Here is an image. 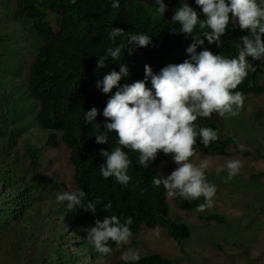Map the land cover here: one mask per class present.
Returning a JSON list of instances; mask_svg holds the SVG:
<instances>
[{
  "label": "trees",
  "instance_id": "obj_1",
  "mask_svg": "<svg viewBox=\"0 0 264 264\" xmlns=\"http://www.w3.org/2000/svg\"><path fill=\"white\" fill-rule=\"evenodd\" d=\"M183 2L184 0H164L167 10L160 17L154 0H120L119 8H112L111 0H76L75 4L70 0H14L12 16L25 20L35 36L34 53L27 62H23L27 65L24 87L27 95L37 103L34 119L38 127L46 132L45 145L57 147L63 144L67 150L68 161L72 167L71 189L67 191L82 189L87 193L89 201L97 197L102 200L94 214L82 209L67 212L65 205L58 202L51 205V209L68 220V225L64 224L67 226L64 227L66 230L59 234L60 241L56 240V249L49 254L48 259L43 258L38 263L36 258L30 264H77L74 257H65L63 242L68 244L69 239L89 255L96 256L85 238L86 229L94 224L95 219L102 220L107 215H117L122 219L131 216L133 235L141 230L160 228L179 244L190 235L187 224L170 217L167 193L163 186L155 188L152 185V178L158 175L159 164L166 163L169 173L176 167L171 154L165 155L161 152L148 168H143L135 164L138 153L130 151L133 167L129 169L132 176L129 185L125 187L112 177L104 179L100 174V165L105 159L100 155V150H111L118 146L115 133L110 134L108 144H98L93 135L95 128L83 120L84 112L95 106L98 109L96 123L101 124L103 130L105 118L102 111L116 89L105 94L96 87V81L111 70L118 71L120 63L126 64L130 70L129 77L122 78L121 83L130 84L144 78L145 64L151 66L153 72H159L168 64L181 63L188 58L185 49L192 43V38L170 31L173 23L171 18ZM185 2L196 8L203 19V14L194 0ZM51 17L54 19L51 20ZM111 27L122 28L128 33L146 32L151 35L153 43L145 47H135L131 54L125 48L119 62L109 59L104 67L97 69V58L111 46L108 40ZM175 27L178 29L179 25L176 24ZM246 34L238 25L230 24L221 38L222 47L217 48L215 43L208 44L205 40V44L198 46L197 51L208 48L213 53L232 58L241 50L240 37ZM0 40H5V36L0 34ZM117 42H120V38ZM252 63L255 71H250L237 89L244 96L264 91V82H260V76L264 74V63ZM146 86L150 87V82ZM20 101V97L15 98L11 102L12 108ZM13 109L11 117L16 116V109ZM196 123L198 127L217 130L219 135V139L208 147H204L198 140L195 146L197 153L211 156H229L232 153L261 156L258 150L239 151L237 137L222 131L223 119L218 114L214 113L211 118H199ZM230 147L235 150L230 151ZM2 148L6 149V145L3 144ZM42 155L43 151L39 146L26 144L22 165L16 167L9 163L3 164L0 159V232L8 231L7 235L0 234V248L15 254L16 260L17 254L25 251L21 243L30 229L26 222L32 221L31 213L35 211L36 201H40L47 192L55 194L56 182L44 171ZM260 176H264V173L253 174L251 178ZM107 201L112 203L109 213L103 210ZM174 202L180 209L193 210L204 200L201 197L196 201H185L175 197ZM42 210L43 208H38V211ZM198 217L219 224H225L229 219L218 213H204ZM32 231L44 242L43 228ZM64 234L66 236L62 242L61 236ZM8 236L15 237L17 245L11 246ZM47 239L56 243L52 235ZM116 245L111 243L113 249ZM234 245L237 243L234 242ZM173 261L174 258L166 254L147 252L141 255L138 264H172ZM116 264L125 262L119 258Z\"/></svg>",
  "mask_w": 264,
  "mask_h": 264
},
{
  "label": "clouds",
  "instance_id": "obj_2",
  "mask_svg": "<svg viewBox=\"0 0 264 264\" xmlns=\"http://www.w3.org/2000/svg\"><path fill=\"white\" fill-rule=\"evenodd\" d=\"M70 2L75 4L76 0ZM154 2L158 16L163 17L167 5L164 0ZM194 2L203 19L197 9L184 0L175 10L170 25L172 33L192 38V43L185 49L188 58L181 63L168 64L159 72H153L152 67L145 64L144 78L130 84L121 83L122 78L129 77L130 70L126 64L120 63L118 71L111 70L96 81V87L105 94L116 89L102 111L105 118L103 130L101 124L96 123L98 109L95 106L84 112L83 120L95 128L93 135L98 144H108L110 134L115 133L118 146L111 150H100V155L105 159L100 165V174L104 179L112 177L125 187L129 185L132 181L129 169L133 167L130 151L138 153L135 164L143 168H148L159 153L171 154L176 167L166 176L160 173L154 176L153 187L163 186L169 197L185 201H196L203 197L204 202L198 205L197 211H204L213 206L217 193L216 185L206 175L211 161L200 159L197 163L191 158L197 155L195 146L198 140L208 147L219 139V135L217 130L198 127L196 122L199 118H211L214 113L225 118L235 117L243 109L245 97L251 95L244 96L237 89L248 73L255 71L252 61L264 63V0ZM111 7L119 8L120 0H111ZM176 24L179 25L178 29ZM230 24L238 25L247 32L240 37L241 50L238 55L226 58L208 48L197 51L205 40L208 44L215 43L217 48L222 47L221 38ZM108 40L111 46L97 58V69L104 67L109 59L119 62L125 48L131 54L133 48L153 43L151 35L146 32L128 33L119 27H111ZM148 82L150 87L146 86ZM260 82H264V74L260 76ZM238 148L244 150L243 145H238ZM242 166L241 160L230 159L224 165L217 166L215 174L219 176L226 170L227 183ZM56 201L64 204L67 212L82 209L93 214L102 202L99 197L89 201L82 189L58 192ZM111 208V201L103 205L105 212L109 213ZM132 224L131 216L122 219L117 215H107L102 220L95 219L94 224L86 229L85 238L96 253L106 257L113 252L111 243H130ZM120 259L125 264H138L141 254L129 249L122 253Z\"/></svg>",
  "mask_w": 264,
  "mask_h": 264
},
{
  "label": "rangeland",
  "instance_id": "obj_3",
  "mask_svg": "<svg viewBox=\"0 0 264 264\" xmlns=\"http://www.w3.org/2000/svg\"><path fill=\"white\" fill-rule=\"evenodd\" d=\"M13 2L0 0V34L5 36V40H0V159L3 164L17 167L23 164L26 144L39 146L43 151L44 171L56 182L55 194L47 192L40 201H36L35 211L31 213L32 221L26 222L30 229L25 233V240L21 241L25 251L17 254L16 260L15 254L0 248V264H30L36 258L38 263L43 258L48 259L49 254L56 249L57 241H60L59 234L66 230L64 224L68 225V220L50 207L56 204L58 192L71 189L72 167L63 144L57 147L45 145L46 132L38 127L34 119L37 103L26 93L24 83L27 65L23 62H27L34 53L35 36L25 20L12 16ZM19 97L21 101L13 109L11 102ZM12 109H16L14 117H11ZM222 119V131L234 134L238 145L244 146L243 151L258 150L261 156L235 153L211 156L197 153L191 158L197 163L200 159L211 161L206 175L216 185L217 193L213 206L204 211L180 209L174 198L167 195L170 217L189 227L190 235L186 239L179 244L165 230L149 228L133 235L129 244L116 245L112 254L105 257L95 251L96 256L89 255L72 239H69L68 244L64 243V234L61 237L66 249L65 257H74L77 264H116L122 253L132 249L141 255L147 252L166 254L174 258L172 264H264V176L251 178L253 174L264 172V92L246 96L239 115ZM3 144L6 149L2 148ZM229 150L234 151L235 148L230 147ZM230 159L241 160L243 166L226 183L227 171L217 176L215 168ZM157 171L165 176L169 174L166 163L159 164ZM39 207L43 210L38 211ZM204 213L223 214L229 219L225 224L199 219L198 216ZM40 228H43L44 242L32 231ZM0 234L7 235L8 231ZM51 235L54 241L57 240L56 243L47 239ZM9 238L11 246L17 245L15 237Z\"/></svg>",
  "mask_w": 264,
  "mask_h": 264
}]
</instances>
